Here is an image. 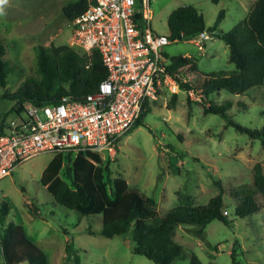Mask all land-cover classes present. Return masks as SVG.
<instances>
[{
  "label": "rangeland",
  "instance_id": "obj_1",
  "mask_svg": "<svg viewBox=\"0 0 264 264\" xmlns=\"http://www.w3.org/2000/svg\"><path fill=\"white\" fill-rule=\"evenodd\" d=\"M71 1L76 0H8L5 14L0 16V41L6 46L4 58L8 63L7 85L0 83V120L16 116L11 111L15 100L7 99L4 93L22 90L26 79L42 77L40 46L70 44L73 26L64 6ZM255 2L151 0L152 27L168 34L172 10L194 4L210 27L224 9L215 32H228L248 15ZM216 34L203 46L188 39L170 42L165 52L170 59L180 54L193 56L202 70L232 72L236 65L230 60V46ZM212 97L216 103L232 101L230 112L243 124L262 125L264 86L244 94L222 89ZM241 101L249 105L242 106ZM150 104L143 122L121 138L116 156L103 158V165L110 166L109 189L118 177L124 178L127 185L156 199L160 218L179 203V198L190 197L195 204H203L221 187L223 210L229 211L230 223L215 219L206 225L203 236L195 233V225H178L175 239L184 247L186 257L175 264H187L192 253L204 264H234L233 249L240 264H264V195L258 194L263 204L259 212L240 217L236 214L237 199L231 194L242 187L256 190L255 165L264 160L261 140L226 126L220 114L204 112L200 101L190 99L183 89L166 91ZM54 154L40 153L0 179V203L5 200L9 204L6 220L23 223L28 235L45 250L49 264H71L66 257L68 243L79 253L82 264H157L133 252L130 233L102 234L101 213L82 214L54 199L40 180ZM60 174L68 179L64 169ZM0 262L5 264L2 253Z\"/></svg>",
  "mask_w": 264,
  "mask_h": 264
},
{
  "label": "trees",
  "instance_id": "obj_2",
  "mask_svg": "<svg viewBox=\"0 0 264 264\" xmlns=\"http://www.w3.org/2000/svg\"><path fill=\"white\" fill-rule=\"evenodd\" d=\"M87 6L88 0L71 1L64 6V12L72 20ZM224 15L225 11L221 9L217 23L210 27L204 13L196 5L178 6L168 17L171 36L184 33L190 37L204 30L216 34L215 30ZM216 35L229 44L230 60L235 63V70H202L196 58L184 54L172 57L169 70L177 75L182 89L195 88L207 95V99L200 101L204 112L220 114L225 119L226 126L232 125L237 131L260 139L264 145V121L260 127L243 124L230 112L232 101L216 103L212 99L222 89L244 94L253 88L264 86V0H256L248 15L233 29ZM5 53L6 46L0 41V83L3 87H6L8 77ZM39 70L42 74L40 79H26L22 90L4 93L7 99L15 100L11 111H20L27 102H56L63 94L85 96L96 91L100 82L108 75V68L98 49L83 51L69 43L41 45ZM240 104L246 107L249 105L243 101ZM150 110L151 104L148 103L136 125L143 122ZM262 114L264 115V109ZM4 122L5 118L0 120V131L4 130ZM73 156L60 152L53 156L40 179L46 189L58 203L68 208L86 215L101 213L102 234L111 237L130 233L133 252L144 254L157 264H175L177 260L186 257L184 247L175 239L178 225H195V233L203 236L206 225L215 219L230 223L223 210L224 189L221 187L216 195L203 204H195L190 197L179 198V203L159 218L156 199L137 187L127 185L124 178L118 177L113 189H109L107 177L110 166L108 163L103 165L100 154L87 149ZM63 169L68 179L60 174ZM255 184L256 190L242 187L231 191L237 199L236 214L240 217L259 212L263 207L258 194L264 195V160L255 165ZM8 213L9 204L3 200L0 216L4 228L0 244L6 264H19L23 261L49 264L45 250L29 237L24 226L19 222L6 220ZM90 232L94 233L92 229ZM66 250L67 260L71 264H82L72 243H68ZM231 255L233 263L240 264L235 249ZM187 264L204 262L198 254L192 253Z\"/></svg>",
  "mask_w": 264,
  "mask_h": 264
},
{
  "label": "built area",
  "instance_id": "obj_3",
  "mask_svg": "<svg viewBox=\"0 0 264 264\" xmlns=\"http://www.w3.org/2000/svg\"><path fill=\"white\" fill-rule=\"evenodd\" d=\"M152 20L151 0H88V6L71 20L69 42L83 51L98 49L108 68L107 78L85 96L63 94L56 102H27L14 111L16 116L5 120L0 131V179L43 152L75 156L89 149L114 158L121 138L136 126L147 104L166 91L182 89L169 70L172 58L165 46L181 39L203 46L212 33L172 37L170 32L155 31ZM183 90L192 100L207 99L202 90ZM2 206L3 201L0 211ZM3 228L0 216V242ZM0 253L4 256L1 244Z\"/></svg>",
  "mask_w": 264,
  "mask_h": 264
},
{
  "label": "clouds",
  "instance_id": "obj_4",
  "mask_svg": "<svg viewBox=\"0 0 264 264\" xmlns=\"http://www.w3.org/2000/svg\"><path fill=\"white\" fill-rule=\"evenodd\" d=\"M8 0H0V16L5 14V6L7 5Z\"/></svg>",
  "mask_w": 264,
  "mask_h": 264
},
{
  "label": "crops",
  "instance_id": "obj_5",
  "mask_svg": "<svg viewBox=\"0 0 264 264\" xmlns=\"http://www.w3.org/2000/svg\"><path fill=\"white\" fill-rule=\"evenodd\" d=\"M55 155V154H54ZM19 223H21L22 225H23V223L22 222H19ZM24 226V225H23ZM25 228V227H24ZM25 230H26V228H25ZM26 232H27V230H26ZM28 234V233H27ZM30 237V236H29ZM35 241V240H34ZM36 242V241H35ZM37 243V242H36Z\"/></svg>",
  "mask_w": 264,
  "mask_h": 264
}]
</instances>
